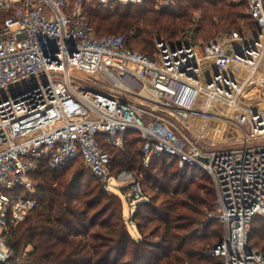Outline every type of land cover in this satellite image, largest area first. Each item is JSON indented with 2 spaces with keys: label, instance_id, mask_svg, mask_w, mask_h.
Wrapping results in <instances>:
<instances>
[{
  "label": "built area",
  "instance_id": "1",
  "mask_svg": "<svg viewBox=\"0 0 264 264\" xmlns=\"http://www.w3.org/2000/svg\"><path fill=\"white\" fill-rule=\"evenodd\" d=\"M88 1L0 0V263L13 258L8 241L37 205L23 194L34 192L33 173L82 159L114 194L103 144L123 150L134 131L145 167L169 155L183 174L212 179L217 216L209 218L223 226L210 252L217 264H264L249 245L253 220L264 216V0H248L256 30L209 42L189 30L157 39L154 54L130 50L121 35L97 36L83 18ZM96 1L115 8L147 0ZM217 118L245 129L238 147H212ZM121 191L130 205L145 201L138 180Z\"/></svg>",
  "mask_w": 264,
  "mask_h": 264
},
{
  "label": "trees",
  "instance_id": "2",
  "mask_svg": "<svg viewBox=\"0 0 264 264\" xmlns=\"http://www.w3.org/2000/svg\"><path fill=\"white\" fill-rule=\"evenodd\" d=\"M158 7L157 0L115 8L86 2L82 10L97 36H124L130 50L143 54L157 51V39L176 40L189 30L209 42L240 33L242 25L257 29L247 15L248 0H172ZM5 20L2 15L0 31ZM103 145L112 174L132 172L142 185L145 201L130 219L137 236L125 220L122 198L106 193L82 159L58 170L45 162L31 175L34 192L23 193L37 205L10 237L14 256L6 264H217L210 252L223 226L209 218L217 199L212 179L195 169L183 174L169 155L145 167L143 141L134 131L126 134L123 150ZM249 245L264 255V216L253 220Z\"/></svg>",
  "mask_w": 264,
  "mask_h": 264
},
{
  "label": "rangeland",
  "instance_id": "3",
  "mask_svg": "<svg viewBox=\"0 0 264 264\" xmlns=\"http://www.w3.org/2000/svg\"><path fill=\"white\" fill-rule=\"evenodd\" d=\"M91 2H94L95 6L98 4L96 0H89L87 3L89 4ZM158 6H159L158 8L161 7L159 4ZM194 19H196L195 21L200 20V15H194ZM181 38L182 36L176 40H171V41H177ZM198 39L200 42H205L202 38L198 37ZM217 120L219 121H215L209 125V139L211 143L214 142V144L212 143L213 144L212 147H214L217 150L227 149L231 147H238L240 145L239 140L241 139L242 135L246 133L245 129L238 128L235 122H232V121L228 122V120H225L224 118H217ZM211 128L216 129V133H214V131L212 132L210 130ZM116 177L118 179L117 180L118 182L116 183V181L114 180L111 183V185L113 186V193L122 198L123 205H124L123 209H124L125 220L128 223L131 233L133 234L134 237H136L137 232L135 230V226L130 225V219H131L132 213L136 209L137 203L130 205V203L124 199L122 195V191H121V189L127 188L128 186H130V184L134 182L135 178L132 172H127V171H124L120 173L119 175H116ZM32 184L34 185L33 180H32ZM213 210H214L213 212H210V215H212L213 217H216L217 210L214 207H213ZM256 249L260 250L259 248H256ZM184 264H189V263H184Z\"/></svg>",
  "mask_w": 264,
  "mask_h": 264
}]
</instances>
